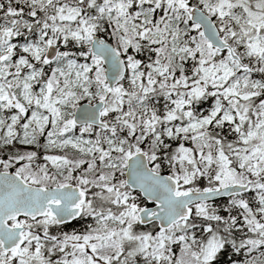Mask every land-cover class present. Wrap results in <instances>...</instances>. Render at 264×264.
Returning <instances> with one entry per match:
<instances>
[{"label":"snow or ice","instance_id":"obj_1","mask_svg":"<svg viewBox=\"0 0 264 264\" xmlns=\"http://www.w3.org/2000/svg\"><path fill=\"white\" fill-rule=\"evenodd\" d=\"M0 264H264V0H0Z\"/></svg>","mask_w":264,"mask_h":264},{"label":"trees","instance_id":"obj_2","mask_svg":"<svg viewBox=\"0 0 264 264\" xmlns=\"http://www.w3.org/2000/svg\"><path fill=\"white\" fill-rule=\"evenodd\" d=\"M164 173H167L166 171ZM225 202V200L219 201L220 204H223ZM74 227H79V225H75ZM68 231H71V228L66 229ZM231 257V253H228L226 257H224L225 259Z\"/></svg>","mask_w":264,"mask_h":264},{"label":"water","instance_id":"obj_3","mask_svg":"<svg viewBox=\"0 0 264 264\" xmlns=\"http://www.w3.org/2000/svg\"><path fill=\"white\" fill-rule=\"evenodd\" d=\"M222 199H224V198H222Z\"/></svg>","mask_w":264,"mask_h":264}]
</instances>
